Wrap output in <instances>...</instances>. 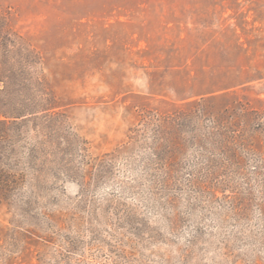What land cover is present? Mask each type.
<instances>
[{"label":"rangeland","instance_id":"1","mask_svg":"<svg viewBox=\"0 0 264 264\" xmlns=\"http://www.w3.org/2000/svg\"><path fill=\"white\" fill-rule=\"evenodd\" d=\"M0 29V70L17 65L6 49L37 54L30 69H43L56 109L94 154L126 146L149 109H188L200 96L213 112L237 101L264 107V0H0ZM205 124L183 133V172L193 170L195 183L213 156ZM38 140L33 132L12 135L5 162L20 170ZM35 169L0 199V264H105L108 249L128 236L138 240L128 224L114 228L127 216L144 224L145 239L133 251L150 261L264 264V244L255 238L209 234L192 192L167 190L172 204L144 202L143 194L158 191L148 174L120 168L97 179L85 169L52 167L41 178ZM93 208L99 223L91 229Z\"/></svg>","mask_w":264,"mask_h":264},{"label":"trees","instance_id":"2","mask_svg":"<svg viewBox=\"0 0 264 264\" xmlns=\"http://www.w3.org/2000/svg\"><path fill=\"white\" fill-rule=\"evenodd\" d=\"M1 34L0 29V45L4 40ZM9 52L4 50L6 60L16 56L17 65L0 70V199L13 191L18 182L23 184L28 168H37L41 178L44 168L85 169L97 179L116 169H129L154 178L151 183L157 185L158 191L143 194L144 202L161 198L172 204L174 194L167 190L192 192L201 213L199 219L204 221V228H209V234L215 228L222 238L230 235L239 240L255 238L264 244V107L237 101L236 105H225L213 112L210 100L200 96L189 101L188 109L183 106L168 112L149 109L141 113L138 127L131 130L126 146L98 155L90 151L88 142L71 129L64 113L56 109L58 105L43 69L35 72L30 69V65L37 63V54L26 51L11 56ZM200 120L207 127L203 138L214 148L213 156L204 160L201 167L205 179L195 183L193 170L183 172V133L189 124L196 128ZM26 132L38 136V147L28 149L24 167L16 171L10 161L5 162L10 159L5 152L11 145L8 143L12 135ZM92 175L89 179L82 177L79 185L88 183ZM95 212L93 208L89 213L88 228H95V222L99 223ZM126 212L130 213V209ZM119 222L114 223V228L128 224L131 236L138 240L128 236L126 245L123 244H129L128 249L122 247L124 242L113 250L108 249L112 255L104 258L105 264H150L152 261L160 264L133 251L145 239L141 234L144 224L138 225V220L129 216ZM167 226L174 230V222ZM252 232L255 234L250 235Z\"/></svg>","mask_w":264,"mask_h":264}]
</instances>
